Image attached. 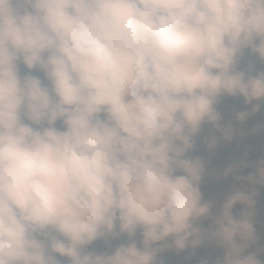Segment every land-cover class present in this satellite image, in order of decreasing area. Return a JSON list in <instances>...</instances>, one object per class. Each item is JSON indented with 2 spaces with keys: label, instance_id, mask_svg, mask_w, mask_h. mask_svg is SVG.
I'll use <instances>...</instances> for the list:
<instances>
[{
  "label": "clouds",
  "instance_id": "clouds-1",
  "mask_svg": "<svg viewBox=\"0 0 264 264\" xmlns=\"http://www.w3.org/2000/svg\"><path fill=\"white\" fill-rule=\"evenodd\" d=\"M249 49L264 62V0H0V264H164L206 239L216 264H264L252 195L213 216L189 155L205 123L232 138L221 97L260 111Z\"/></svg>",
  "mask_w": 264,
  "mask_h": 264
},
{
  "label": "rangeland",
  "instance_id": "rangeland-1",
  "mask_svg": "<svg viewBox=\"0 0 264 264\" xmlns=\"http://www.w3.org/2000/svg\"><path fill=\"white\" fill-rule=\"evenodd\" d=\"M22 72H27L28 70L21 66ZM224 96L220 98L217 104V109L224 103ZM244 101L238 98L236 102ZM231 100L228 102L230 103ZM245 102V101H244ZM240 103L239 105L232 104L229 108L220 109L222 119L220 124L222 126L232 125L234 133L230 140H225L223 134L217 131L212 123H205L202 126L200 133L197 134L196 144L189 155L196 153H213L218 149L226 147H236L245 146L254 149H259L257 151V161L260 163L264 161V101H253L255 104H261L262 112H257L251 114L245 121L240 122L236 118V113L238 112H251L250 108L246 103ZM59 126V125H58ZM211 136H215L218 140L217 146L214 150H209L208 145L205 143ZM259 163L253 166L250 170H245L239 168L237 173H231L225 171L221 168L212 167L206 169L200 183V190L202 193V199L205 202L212 203V215L214 216L217 210H219L224 199L230 195L234 188L239 190H245L249 192L252 197L256 194L257 187L261 184L259 183V173L258 166ZM228 172L227 175L225 173ZM252 176L253 180L247 179H237V177L246 178ZM264 185V184H263ZM241 203H237L236 206ZM235 206V207H236ZM199 223H209L213 224L211 217H203ZM256 238L253 241H249V247L246 249L245 254L259 253L258 259L264 262V225H261L255 229ZM139 239V236L137 237ZM127 237H123L120 241H113V245L116 243L126 242ZM188 247L183 250H178L176 248H171V255L174 260V264H187V251ZM106 249V248H105ZM103 249V250H105ZM225 249L219 247L216 243L212 245H206L202 252V259L204 264H216L217 259H222L224 256Z\"/></svg>",
  "mask_w": 264,
  "mask_h": 264
},
{
  "label": "trees",
  "instance_id": "trees-1",
  "mask_svg": "<svg viewBox=\"0 0 264 264\" xmlns=\"http://www.w3.org/2000/svg\"><path fill=\"white\" fill-rule=\"evenodd\" d=\"M251 63L255 66V74L258 71L264 70V62L260 61L258 54H253L251 50H245L244 57L241 61V68H246L248 64ZM25 72V71H24ZM23 73V72H22ZM40 74V73H34ZM42 75V74H40ZM238 98L244 100L242 96L238 97H231V96H224V103L222 104L221 108L219 107L217 111L220 109L229 108L232 104L239 105L240 103L244 102H236ZM231 100L230 103H228ZM245 103V102H244ZM253 104H255L253 102ZM248 105V104H247ZM251 110V105H248ZM259 112H262L260 109ZM257 113V112H255ZM259 149H254L245 146H236V147H226L216 150L213 153H196L190 156H199L201 159L205 161V170L217 167L221 168L225 171L231 167L233 170L231 173H237L240 169L243 168L245 170H250L253 166L257 165L259 162L257 161V151ZM254 204L252 208L248 209L252 213V222L254 229L257 227L264 225V185L260 184L256 189V194L252 197ZM247 208L246 205L240 204L233 208V215L239 216V214ZM219 210H217L218 212ZM216 212V213H217ZM215 213V215H216ZM204 229H209L211 224L209 223H199ZM215 244V241L212 240H204L203 243L196 248H193L189 245L187 251V264H204L202 259V252L206 245ZM91 247L96 248L98 250H103L107 246L104 244L102 240L95 242ZM225 252V251H224ZM158 260H162L164 264H174V260L171 255V248L167 249L163 253L158 256Z\"/></svg>",
  "mask_w": 264,
  "mask_h": 264
}]
</instances>
